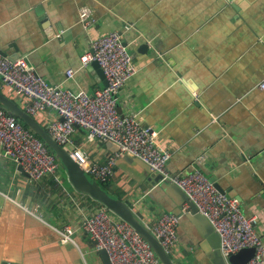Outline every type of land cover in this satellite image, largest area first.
<instances>
[{
  "label": "crops",
  "instance_id": "crops-1",
  "mask_svg": "<svg viewBox=\"0 0 264 264\" xmlns=\"http://www.w3.org/2000/svg\"><path fill=\"white\" fill-rule=\"evenodd\" d=\"M82 9L94 20L87 30ZM114 30L137 46L130 52L138 70L120 91L119 111L158 132L173 151L171 173L200 170L239 199L246 216H257L264 241V0H0L5 57H23L49 83L73 90L106 86L100 67H83L81 56L93 38ZM0 85L23 107V97L1 79ZM35 118L48 128L58 114L48 110ZM106 143L77 127L71 147L104 163L113 154ZM141 162L118 159L109 190L146 225L163 213L179 216V241L170 254L176 264H213L206 237L211 223L191 205L184 208L185 194L175 184L150 187L152 170ZM100 206L70 184L63 167L58 179L32 180L15 161L0 158V264H107L78 228L82 216ZM66 225L73 227V241L61 240Z\"/></svg>",
  "mask_w": 264,
  "mask_h": 264
},
{
  "label": "built area",
  "instance_id": "built-area-1",
  "mask_svg": "<svg viewBox=\"0 0 264 264\" xmlns=\"http://www.w3.org/2000/svg\"><path fill=\"white\" fill-rule=\"evenodd\" d=\"M79 15L86 30L93 26L90 11L82 9ZM90 47L91 51L81 56L82 66L97 62L107 81L105 87L94 93L51 84L25 58L10 60L1 53L0 79L24 98L23 108L34 117L48 110L57 112L58 118L52 119L47 129L59 144L70 147L72 157L87 173L107 181L115 174L118 159L130 156L142 160L153 172L179 187L195 204L197 212L209 220L220 236V249L226 260L229 254L253 247L255 253L246 264H264V241L257 231V216H246L239 199L219 190L200 170L171 173L168 164L173 151L160 142L158 132L136 116L119 111L120 91L138 70L122 34L114 30L99 35L91 40ZM74 74L73 69L66 71L67 77ZM259 88L264 89V79ZM77 127L85 129L91 141L116 143L118 151L104 163L90 160L80 149L71 147ZM0 158L21 165L32 180L47 176L58 179L62 166L37 135L1 107ZM184 208L188 210L190 203ZM148 227L167 253L172 254L179 241V216L163 213ZM78 228L91 238L96 250L107 251L112 264H161L144 238L127 222L114 220L104 206L92 215H83ZM60 233L62 242L73 241L72 226L66 225Z\"/></svg>",
  "mask_w": 264,
  "mask_h": 264
},
{
  "label": "water",
  "instance_id": "water-1",
  "mask_svg": "<svg viewBox=\"0 0 264 264\" xmlns=\"http://www.w3.org/2000/svg\"><path fill=\"white\" fill-rule=\"evenodd\" d=\"M122 34V32H120ZM132 34V33H129ZM138 35V34H134ZM138 37V36H137ZM134 38V36H133ZM136 39V37L134 38ZM132 38H126L124 44L127 46L129 51L136 48L137 46H132ZM140 49L146 50L147 46L141 44ZM0 53L3 56H6L4 51L0 50ZM94 66H99L97 62L93 61ZM102 71V70H101ZM0 107L14 115L17 119L23 122V124L37 135L44 145L56 156L58 161H60L68 174V179L70 184L77 190L89 195L92 199L101 203L109 212L120 218L122 221L130 224L151 246L152 250L158 257L161 264H176L172 257L167 253L159 239L155 236L152 230L146 225L134 212L133 208L128 202L122 200L116 196L111 195L108 191L100 188L98 185L93 183L85 170V168L75 160L68 148L59 144L49 133L48 129L41 124L33 115L29 114L21 105H19L14 99L6 95L2 90H0ZM107 147L113 152L118 151V145L112 141H108ZM129 161H133L134 158L130 156H124ZM141 162V160L139 159ZM142 163V162H141ZM143 164V163H142ZM147 165V164H146ZM18 169L23 173L27 174L24 171V168L21 165H18ZM150 187H153L159 182H170L168 179H163V175L160 173L150 172L148 177ZM176 186V185H175ZM223 192V191H222ZM184 193V192H183ZM185 194V193H184ZM185 200L190 203L193 208V212L197 215H200L197 212V208L194 203L188 200L187 195L185 194ZM204 217V216H203ZM199 217L204 222V218ZM208 220V219H207ZM209 221V220H208ZM209 231L206 232V237L208 240L213 242L214 250L211 253L210 257L213 264H246L254 255L255 249L253 247L243 248L237 253L229 254L228 260H226L220 249V236L217 232H214V228L208 227ZM219 242V243H218ZM107 264H112L109 255L106 250H100Z\"/></svg>",
  "mask_w": 264,
  "mask_h": 264
},
{
  "label": "trees",
  "instance_id": "trees-1",
  "mask_svg": "<svg viewBox=\"0 0 264 264\" xmlns=\"http://www.w3.org/2000/svg\"><path fill=\"white\" fill-rule=\"evenodd\" d=\"M0 90H2L3 91V89L1 88V85H0ZM63 167H64V165L63 164H61ZM61 166V167H62ZM65 168V167H64ZM89 177V176H88ZM89 179L93 182V183H95L96 185H98L100 188H102V189H104V190H108V188L110 187V183H109V181H100V180H97V179H92V178H90L89 177ZM94 200V199H93ZM94 201H96V200H94ZM96 202H98V201H96ZM99 203V202H98ZM101 206H102V204L101 203H99Z\"/></svg>",
  "mask_w": 264,
  "mask_h": 264
},
{
  "label": "rangeland",
  "instance_id": "rangeland-1",
  "mask_svg": "<svg viewBox=\"0 0 264 264\" xmlns=\"http://www.w3.org/2000/svg\"><path fill=\"white\" fill-rule=\"evenodd\" d=\"M68 149H70V147H68ZM62 167H63V166H62ZM63 168H64V167H63ZM64 169H65V168H64ZM87 175H88L90 178L94 179L93 176H92L91 174L87 173ZM108 192H109L111 195L115 196V193L112 192V191H110L109 188H108Z\"/></svg>",
  "mask_w": 264,
  "mask_h": 264
}]
</instances>
